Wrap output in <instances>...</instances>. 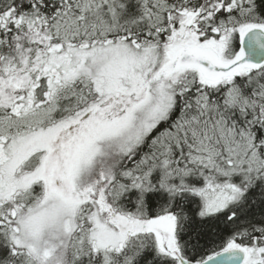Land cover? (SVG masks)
<instances>
[{
  "label": "snow or ice",
  "instance_id": "1",
  "mask_svg": "<svg viewBox=\"0 0 264 264\" xmlns=\"http://www.w3.org/2000/svg\"><path fill=\"white\" fill-rule=\"evenodd\" d=\"M0 264H264V0H0Z\"/></svg>",
  "mask_w": 264,
  "mask_h": 264
}]
</instances>
